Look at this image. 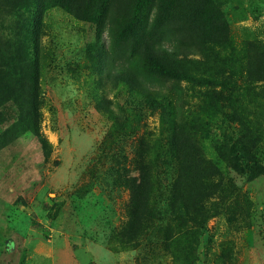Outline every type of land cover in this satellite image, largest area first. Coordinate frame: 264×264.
<instances>
[{
  "label": "rangeland",
  "instance_id": "374dc122",
  "mask_svg": "<svg viewBox=\"0 0 264 264\" xmlns=\"http://www.w3.org/2000/svg\"><path fill=\"white\" fill-rule=\"evenodd\" d=\"M93 1L99 6L104 0ZM117 1L128 5L118 13L112 5L107 12L102 44L110 73L137 60L127 37L134 23H139L140 33L148 32L156 45L169 49L184 45L194 54L193 59L204 60L207 46L196 33L186 31L184 23L151 25L163 0ZM210 1L226 20L230 42L209 55V68L212 75L222 73L234 83L233 93L232 88L173 82L141 71L138 78L150 89L173 90L184 110L200 107L205 94L207 99L216 93L236 97L245 124L252 132L260 131L258 144L264 157V81L242 89L237 75L249 63L262 62L254 46L264 47V0ZM34 3L0 0V264H264V175L239 185L236 203H231L237 207L232 223L227 220L233 216L229 211L216 209L217 214L212 213L193 252L186 251L188 246L179 242L182 238H177L169 251L161 244L162 251H152L155 243L146 251L144 245L133 247L108 239L110 231L125 220L128 192L112 189L107 183V169L113 163L105 160L100 166L97 147L110 123L95 112L89 90L92 81L99 80L102 99L111 103L117 115H121L124 96L111 87L107 72L98 79L89 69L74 75L66 70L82 59L85 48L94 42L95 27L87 19L74 20L59 8L43 17L46 27L40 35L39 87L34 89L33 51L25 27ZM92 13L97 14V9ZM50 53L54 65L44 63L43 56ZM259 68L264 80V66ZM135 127L132 124L130 129ZM138 127V132H144L146 149L157 137V120L144 118ZM135 139L136 135L127 141L129 160L137 159L132 150ZM129 163L126 179L136 182L138 173ZM98 168L101 171L93 178ZM87 185L95 196L81 203L79 215L71 197ZM191 235L188 229L183 237L187 243L194 242Z\"/></svg>",
  "mask_w": 264,
  "mask_h": 264
},
{
  "label": "trees",
  "instance_id": "16d2710c",
  "mask_svg": "<svg viewBox=\"0 0 264 264\" xmlns=\"http://www.w3.org/2000/svg\"><path fill=\"white\" fill-rule=\"evenodd\" d=\"M93 2L35 0L25 23L33 51V87L35 90L39 87L40 35L42 28L46 27L45 22L43 24L46 13L59 8L76 21L87 19L93 23L94 42L85 48L82 59L69 64L66 70L74 75L82 69H89L98 79L103 71L107 72L111 87L124 96L123 105L119 106L121 115H117L110 108L111 103L102 99L99 80H93L89 90L95 112L110 123L97 147L102 157L100 166L105 160L113 163L114 166L107 169V178L110 177L107 183H111L112 189L124 188L128 192L125 220L110 231L108 239L126 242L133 247L144 245L146 251L150 249L149 244L155 243L152 251H169L175 240L182 238L179 242L188 246L186 251L193 252L199 247L198 242L207 230V220L212 213L216 215V209L229 211L233 216L227 220L232 223L237 207L231 203H236L239 185L264 175L263 147L258 144L260 131L256 128L257 132H252V127L245 124V116L236 108L240 103L236 97L224 98L221 93H216L207 99L205 94L200 107L184 110L173 90L150 89L140 81L137 73L159 75L173 82L232 88L233 93L234 83L223 78L222 73L212 75L209 68V55L227 40L230 42L226 20L216 3L213 6L210 0H163L152 17L151 25L157 27L164 21L184 23L186 31L196 33L207 46L204 60L193 59L194 54L184 45L172 49L156 45L148 32L140 33L141 25L134 23L127 37L137 60L118 66L110 73L107 51L102 44L107 12L114 5L118 13L128 4L127 1L104 0L97 6ZM93 9L98 13L93 15ZM257 43L261 44V41ZM254 48L262 62L253 66L249 63L244 72L237 74L242 89L264 81L259 71V67L264 66V47ZM43 58L47 65H54L51 53ZM144 118H154L158 123L157 137L146 149L144 132H138V125ZM132 124L136 125L134 130L130 129ZM135 135L132 150L137 159L129 160L125 155L127 141ZM128 162L138 173L136 182L126 179ZM100 171L101 168L94 170L93 178ZM90 185L80 188L71 197L73 209L79 215L81 203L95 196ZM188 229L194 242L187 243L183 238ZM160 244L162 249L158 246Z\"/></svg>",
  "mask_w": 264,
  "mask_h": 264
}]
</instances>
